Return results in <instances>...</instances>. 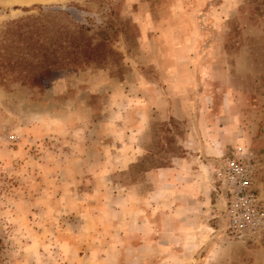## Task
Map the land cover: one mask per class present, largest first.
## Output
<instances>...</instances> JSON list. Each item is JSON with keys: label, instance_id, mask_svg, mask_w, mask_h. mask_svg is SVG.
I'll return each mask as SVG.
<instances>
[{"label": "rangeland", "instance_id": "obj_1", "mask_svg": "<svg viewBox=\"0 0 264 264\" xmlns=\"http://www.w3.org/2000/svg\"><path fill=\"white\" fill-rule=\"evenodd\" d=\"M22 19L55 48L40 84ZM0 53V264H264L216 177L249 160L264 206V0H0Z\"/></svg>", "mask_w": 264, "mask_h": 264}, {"label": "built area", "instance_id": "obj_2", "mask_svg": "<svg viewBox=\"0 0 264 264\" xmlns=\"http://www.w3.org/2000/svg\"><path fill=\"white\" fill-rule=\"evenodd\" d=\"M216 175L229 235L243 239L263 229L264 206L253 188L254 165L243 157L230 158Z\"/></svg>", "mask_w": 264, "mask_h": 264}, {"label": "trees", "instance_id": "obj_3", "mask_svg": "<svg viewBox=\"0 0 264 264\" xmlns=\"http://www.w3.org/2000/svg\"><path fill=\"white\" fill-rule=\"evenodd\" d=\"M14 26L15 29H8V34H10L14 30L19 29V31L20 30L21 31L18 32V36L20 39H22V41H24V43L29 42L31 44L32 43L31 41H34V43L36 44L37 54L34 53V55L35 57L39 56L40 59L37 58L38 62L36 63V66H34L35 69L38 71L36 74L33 75L34 76L33 79L37 81L38 84H40L42 79L50 72V67L48 63L52 60V58L55 57L56 54L55 48L52 47V44L48 42V39L46 41H41L40 39H41L42 30H38V29L33 30L32 26L26 24V20L22 19V20L14 21ZM50 41L52 42V39ZM93 53L96 54L97 56H101L102 54L97 49L91 50L89 53L86 54H93ZM1 55L4 54L0 53V56ZM8 64L11 65L10 66L11 68L15 66L14 65L15 63H8ZM25 72H26L25 74L26 77L28 78L31 77V75H29L28 69H25Z\"/></svg>", "mask_w": 264, "mask_h": 264}, {"label": "crops", "instance_id": "obj_4", "mask_svg": "<svg viewBox=\"0 0 264 264\" xmlns=\"http://www.w3.org/2000/svg\"><path fill=\"white\" fill-rule=\"evenodd\" d=\"M180 188L183 195L181 201H185L184 205L186 206L184 209V222L195 223L193 229L188 233H197L202 221L198 220L199 216L197 215L203 210V206L207 203L209 204V201L211 204V189L208 187V192L205 190L202 180H199L197 170L191 173V175H186L184 185L180 184Z\"/></svg>", "mask_w": 264, "mask_h": 264}, {"label": "bare ground", "instance_id": "obj_5", "mask_svg": "<svg viewBox=\"0 0 264 264\" xmlns=\"http://www.w3.org/2000/svg\"><path fill=\"white\" fill-rule=\"evenodd\" d=\"M20 2H23V0H20Z\"/></svg>", "mask_w": 264, "mask_h": 264}]
</instances>
